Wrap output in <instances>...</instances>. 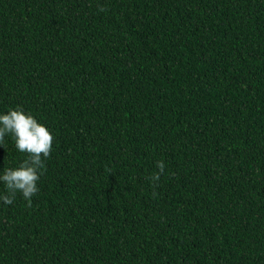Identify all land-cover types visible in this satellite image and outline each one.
<instances>
[{
	"label": "trees",
	"instance_id": "obj_1",
	"mask_svg": "<svg viewBox=\"0 0 264 264\" xmlns=\"http://www.w3.org/2000/svg\"><path fill=\"white\" fill-rule=\"evenodd\" d=\"M18 105L54 139L0 264H264V0H0Z\"/></svg>",
	"mask_w": 264,
	"mask_h": 264
},
{
	"label": "clouds",
	"instance_id": "obj_2",
	"mask_svg": "<svg viewBox=\"0 0 264 264\" xmlns=\"http://www.w3.org/2000/svg\"><path fill=\"white\" fill-rule=\"evenodd\" d=\"M6 134L11 135L16 149L26 154V159L17 167L4 168L3 173L0 174V182L6 189V194L0 195V200L10 205L18 193L29 201L39 191L37 182L45 170L44 160L52 152L54 137L43 124L39 123L32 114L25 113L19 105L9 109L6 114H0V146L2 147ZM157 168L159 171L150 177L153 182H158L160 175L164 173V162L157 161Z\"/></svg>",
	"mask_w": 264,
	"mask_h": 264
}]
</instances>
